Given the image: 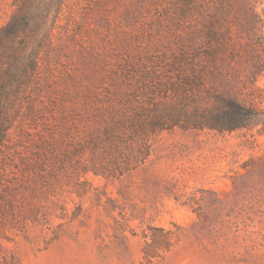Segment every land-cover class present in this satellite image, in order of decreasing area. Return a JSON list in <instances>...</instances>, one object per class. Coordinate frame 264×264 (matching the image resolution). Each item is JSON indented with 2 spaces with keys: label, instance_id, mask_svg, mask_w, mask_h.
<instances>
[{
  "label": "rangeland",
  "instance_id": "obj_1",
  "mask_svg": "<svg viewBox=\"0 0 264 264\" xmlns=\"http://www.w3.org/2000/svg\"><path fill=\"white\" fill-rule=\"evenodd\" d=\"M12 1L0 0V28ZM237 16L236 60L209 81L249 102L246 1ZM199 28L195 17L178 19L173 0L66 1L42 63L37 116L18 118L2 149L0 264H264L259 128H174L153 136L148 159L127 175L85 171L97 161L89 140L106 109L123 96L158 102L145 83L173 73L165 65L204 40ZM253 96L264 109V72Z\"/></svg>",
  "mask_w": 264,
  "mask_h": 264
},
{
  "label": "trees",
  "instance_id": "obj_2",
  "mask_svg": "<svg viewBox=\"0 0 264 264\" xmlns=\"http://www.w3.org/2000/svg\"><path fill=\"white\" fill-rule=\"evenodd\" d=\"M66 1L13 0L12 15L0 28V157L18 118L33 120L37 116L42 63L52 46ZM241 1H246L249 12V74L244 83V88L249 86V102L223 93L209 81L220 64L236 60L230 45L231 27L238 25ZM263 3L264 0H173L178 19L195 17L200 25L198 36L204 40L165 65L173 72L167 79L157 80L155 86L145 83L149 94L158 96V102L145 103L138 95H132L130 100L123 96L126 99L122 97L106 109L105 125L89 140L97 161L85 171L105 179L127 175L148 159L151 138L174 128L218 133L259 128L264 135V109L256 107L253 96L254 83L264 72V39L258 35L264 26ZM7 183L6 170L0 168L1 191L8 189Z\"/></svg>",
  "mask_w": 264,
  "mask_h": 264
}]
</instances>
